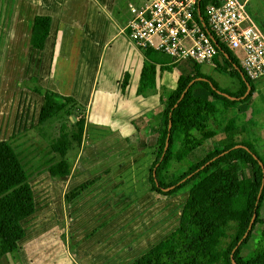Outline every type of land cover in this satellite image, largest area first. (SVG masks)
<instances>
[{"label": "crops", "instance_id": "0c3cea01", "mask_svg": "<svg viewBox=\"0 0 264 264\" xmlns=\"http://www.w3.org/2000/svg\"><path fill=\"white\" fill-rule=\"evenodd\" d=\"M7 1L0 0V23L8 15L9 24L8 35L6 28L0 34L7 39L4 54L13 58L6 72L18 73L43 93L53 92L59 103L72 98L86 110L82 145L71 174L59 180L43 174L47 189L41 193L31 184L36 212L24 222L28 227L41 209L51 215L49 231L59 238L49 235L51 240L45 241L23 225L26 236L19 243V257L25 248L29 264H134L178 228L189 197L188 189L165 199L149 182L164 128L165 102L181 76L196 74L195 66L213 80L220 77V68L173 65L160 55L162 62L148 75L147 88L141 89L147 59L126 30L131 20L126 4L136 0ZM37 17L52 21L42 51L31 45ZM257 24L264 30V23ZM254 91L250 102L261 112L264 82H254ZM40 101L42 109L44 97ZM67 135L68 129L62 136ZM261 152L264 156V147ZM96 179L77 198L67 200ZM164 202L177 206L162 211ZM178 207L177 213L173 208Z\"/></svg>", "mask_w": 264, "mask_h": 264}, {"label": "trees", "instance_id": "16d2710c", "mask_svg": "<svg viewBox=\"0 0 264 264\" xmlns=\"http://www.w3.org/2000/svg\"><path fill=\"white\" fill-rule=\"evenodd\" d=\"M51 24L49 17L35 19L31 38L34 49H44ZM214 39L220 54L215 63L221 69L228 68L240 81L241 92L232 94L223 90L215 80L203 75L198 66H195L193 77L179 78L176 91L164 105V128L149 182L152 191L160 196L170 197L189 189V197L177 231L134 264H264V219L260 214L264 200V188L261 194L264 158L249 140L235 141L231 134L235 123L228 124L227 137L209 150V143L219 136L212 128V119L218 110L208 100L196 95V91L206 89L225 103V110H230L232 105L247 104L252 99L254 82L244 74L234 52L220 44L215 35ZM141 51L147 59L141 89H146L148 75L155 72L156 65L162 62L159 56L163 54L149 49ZM193 81L195 83L187 91ZM247 83L251 92L246 96ZM42 95L41 127L76 119L72 124L73 131L63 137L65 129L61 127L60 138L51 146L52 152L61 160L47 165V171L55 180L64 179L71 174L74 163L69 154L74 150L77 154L82 145L86 110L72 98L59 103L53 92ZM198 152L202 157L190 164L186 171L177 169L173 176L169 175L174 163L184 165ZM249 167L253 171L251 179L240 174ZM30 180L31 175L12 143L0 141V264L8 255H18L19 243L26 236L23 222L36 212ZM96 181L77 189L67 200H74ZM250 227L249 235L243 240Z\"/></svg>", "mask_w": 264, "mask_h": 264}, {"label": "rangeland", "instance_id": "374dc122", "mask_svg": "<svg viewBox=\"0 0 264 264\" xmlns=\"http://www.w3.org/2000/svg\"><path fill=\"white\" fill-rule=\"evenodd\" d=\"M8 1L7 4L13 3L11 0ZM241 1L245 2L246 0ZM126 7L128 8V3L126 4ZM247 8L255 20L263 26L264 5L262 4V0H251L250 2H247ZM7 9L10 11V7ZM7 16L8 15H6L5 18L2 16L4 22L2 23L1 21L0 23V34L2 33L3 28H6V34L8 35L9 24H7L6 21ZM6 43L7 39L1 38L0 35V141H9L12 143L18 152L26 171L31 175L30 185L34 183V190L41 193L47 188L45 187V183L42 182L43 179H41L42 177L40 176L43 174H50L47 171V165L49 162H59L61 160L60 156L52 152L51 146L58 138H60L61 127L65 130L68 129V131H73L74 127L72 124L76 122V119L72 118V122L67 119L60 122L56 121L45 126V128L40 126V100L41 97H43L41 94L43 92L37 90V88L31 87L33 86L32 82L22 79L23 77H20L18 73L16 76L14 73L8 74L6 72V69L8 70L9 68V60L13 59L12 56L4 54ZM205 66L209 69H219L216 63L215 65L206 64ZM220 71V77L217 79H215L216 77L214 78L220 87L232 94H240V81L234 77L230 70L228 71V68H220ZM208 75H213L211 70L208 72ZM200 91L203 92V96L201 93V95L198 94ZM196 95L208 100V103L218 110V114L212 119V128L219 133V136L209 143V150L215 148L219 140L227 137L226 129L229 127L228 124L235 123V129L231 132L235 141L242 142L249 140L264 158L261 152V147H264V143H262V137H264V110L259 112L260 107L259 109H256V105H253V102H250L251 100L247 104H234L230 110H225V103L222 100L214 98L208 90L204 89L196 91ZM255 100L256 99L253 101ZM253 106L255 107L254 109H252ZM222 113H224V115ZM62 123H64V125ZM76 151L77 150H74L69 154L71 161L72 159L75 160L77 155ZM200 157H202V153L198 152L196 154L194 153L184 165L174 163L173 168L169 171V175L173 176L177 169L186 171L188 166L193 162H197ZM240 174L248 179L253 178V171L250 167L246 170L240 171ZM185 190L188 189H184L183 191ZM163 198L166 199L167 197ZM175 205L177 206V203L165 204L164 202L162 203V211H167L170 207H175ZM173 209H176L178 213L179 207ZM260 214L264 219V200L261 205ZM49 219L51 220V215H45V213H42L41 209H39V213L29 222L28 227L27 222H23V225L25 226V230H31L36 235L40 237L43 236L45 241H50L51 239H49V235L55 238L59 237L52 231H49V227L51 226V221ZM177 229L174 230V232L177 231ZM163 230H168V228ZM78 245L79 244L73 246V250H76ZM61 250L63 249L61 248ZM60 257H63L62 253L60 254ZM1 264H29L25 260V248H23L20 257L19 254L8 255L1 261Z\"/></svg>", "mask_w": 264, "mask_h": 264}, {"label": "built area", "instance_id": "2783aa9c", "mask_svg": "<svg viewBox=\"0 0 264 264\" xmlns=\"http://www.w3.org/2000/svg\"><path fill=\"white\" fill-rule=\"evenodd\" d=\"M126 27L139 49L167 56L173 65H215L214 35L234 53L252 82H264V30L241 0H136ZM210 30V31H209Z\"/></svg>", "mask_w": 264, "mask_h": 264}, {"label": "water", "instance_id": "95a60500", "mask_svg": "<svg viewBox=\"0 0 264 264\" xmlns=\"http://www.w3.org/2000/svg\"><path fill=\"white\" fill-rule=\"evenodd\" d=\"M242 76H243V78H244V75H242ZM201 80H203V79H201ZM194 83H195V81L192 82V84L188 87L187 91H189L190 87H191ZM247 86H248V92H247L246 96L251 92L250 84L247 83ZM187 91H186V93H187ZM220 94H221V93H220ZM184 95H185V94H184ZM224 96H226V97H228V98H231V97H229L228 95H225V94H224ZM233 99L236 100V98H233ZM169 139H170V136L168 137V140H167L166 151H167V149H168V147H169ZM242 147H243V146H237L236 148H242ZM262 165H263V164H262ZM191 177H192V176H190V178H191ZM263 188H264V186L262 187L261 194H262ZM172 189H173V188H171L170 190H172ZM261 194H260V196H261ZM254 221H255V218H254V220H253V222H252V224H251V227H252ZM251 227H250L249 231L247 232V234L245 235V237H244L243 240H245V239L247 238V236L249 235V232H250V230H251ZM243 240L240 242V244H242Z\"/></svg>", "mask_w": 264, "mask_h": 264}]
</instances>
